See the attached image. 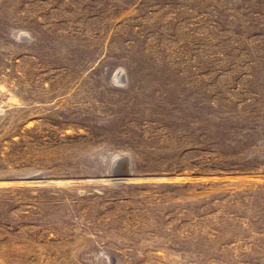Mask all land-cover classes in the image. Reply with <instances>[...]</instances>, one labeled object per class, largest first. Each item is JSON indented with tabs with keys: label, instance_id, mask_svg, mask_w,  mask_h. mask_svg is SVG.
<instances>
[{
	"label": "rangeland",
	"instance_id": "374dc122",
	"mask_svg": "<svg viewBox=\"0 0 264 264\" xmlns=\"http://www.w3.org/2000/svg\"><path fill=\"white\" fill-rule=\"evenodd\" d=\"M0 188V264H264V0H0Z\"/></svg>",
	"mask_w": 264,
	"mask_h": 264
},
{
	"label": "water",
	"instance_id": "95a60500",
	"mask_svg": "<svg viewBox=\"0 0 264 264\" xmlns=\"http://www.w3.org/2000/svg\"><path fill=\"white\" fill-rule=\"evenodd\" d=\"M116 165L119 167V166H121V170H118L117 171V169L114 171V174H112V176H118V175H121V176H126V175H128V173H127V163L126 162H124V161H122V164L121 165H119V163H118V161H117V163H116Z\"/></svg>",
	"mask_w": 264,
	"mask_h": 264
},
{
	"label": "trees",
	"instance_id": "16d2710c",
	"mask_svg": "<svg viewBox=\"0 0 264 264\" xmlns=\"http://www.w3.org/2000/svg\"><path fill=\"white\" fill-rule=\"evenodd\" d=\"M16 190H20V189H14V188H0V208L3 207L6 203V199H4L1 194L2 193H8L10 191H16Z\"/></svg>",
	"mask_w": 264,
	"mask_h": 264
},
{
	"label": "bare ground",
	"instance_id": "6f19581e",
	"mask_svg": "<svg viewBox=\"0 0 264 264\" xmlns=\"http://www.w3.org/2000/svg\"><path fill=\"white\" fill-rule=\"evenodd\" d=\"M122 163H120V165H121Z\"/></svg>",
	"mask_w": 264,
	"mask_h": 264
}]
</instances>
